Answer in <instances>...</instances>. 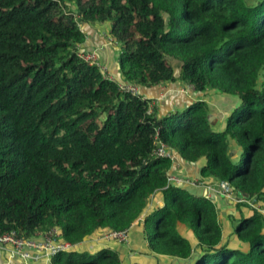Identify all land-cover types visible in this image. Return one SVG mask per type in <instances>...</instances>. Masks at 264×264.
Masks as SVG:
<instances>
[{"label":"trees","instance_id":"16d2710c","mask_svg":"<svg viewBox=\"0 0 264 264\" xmlns=\"http://www.w3.org/2000/svg\"><path fill=\"white\" fill-rule=\"evenodd\" d=\"M246 1L0 0V234L56 228L76 245L143 219L157 262L264 264V215L234 203L228 234L212 200L169 184L173 160L154 154L159 141L199 165V186L228 182L264 209V0ZM107 23L124 83L235 97L224 127L213 129L204 100L149 113L152 100L79 58L81 26ZM171 59L183 63L178 79ZM157 195L162 207L147 212ZM50 264L123 261L105 247Z\"/></svg>","mask_w":264,"mask_h":264},{"label":"crops","instance_id":"0c3cea01","mask_svg":"<svg viewBox=\"0 0 264 264\" xmlns=\"http://www.w3.org/2000/svg\"><path fill=\"white\" fill-rule=\"evenodd\" d=\"M82 31L86 34V40L83 44V49L80 48L79 51H95L98 57V62L100 66L105 69L104 75L109 76L114 82L121 84L124 83L121 74L119 73L118 68V56L120 50L118 51L117 43L111 38L107 40V30L103 24H83L81 26ZM113 49V51L110 50ZM139 93L143 96L144 99L154 100L155 102V114L158 117H163L170 113L181 111L184 108L188 107L190 103L195 101L204 100L209 107V118L210 124H212L214 130H221L224 127L225 119L228 113L238 105L237 98H232L221 95L217 92H211L207 95L205 94H196L188 86L180 82L162 84L157 87L151 88H140ZM218 95V97L216 96ZM225 96L226 98H224ZM227 99V100H225ZM230 102H229V100ZM225 101L229 102V106L226 105ZM172 154V169L169 172L172 176L183 177V178H192L198 180L199 165H192L185 163L177 154L171 152ZM215 186V185H213ZM188 190L199 196H204L212 200L215 204L219 217L223 222L226 232L229 234L228 230L230 227L229 221L226 222V219L229 216L236 217L237 212H235L234 205L228 199L216 196L209 192V187H188ZM163 202L161 196L157 195L153 201H151L148 206L147 212L153 206L162 207ZM142 220L140 219L130 227V238L129 241L125 244H119L114 241H107L102 238L104 231H98L91 237L80 242L73 246L71 251L77 252H94L100 248L109 247L116 250L123 261V264L128 262L138 261L143 264H167L168 261L160 259L159 262L155 261L152 256H149L147 246L143 240V231H142ZM183 233L184 230L181 229ZM227 234V235H228ZM0 264H26L18 259H13L10 257L8 252L0 250ZM29 264V263H28ZM34 264V263H33ZM38 264H50V262L42 261Z\"/></svg>","mask_w":264,"mask_h":264},{"label":"built area","instance_id":"2783aa9c","mask_svg":"<svg viewBox=\"0 0 264 264\" xmlns=\"http://www.w3.org/2000/svg\"><path fill=\"white\" fill-rule=\"evenodd\" d=\"M78 53L79 58H81L89 65L96 66L104 77L111 79L108 75H104L105 69L100 66L95 51H80ZM117 85L118 90H120L121 92L129 93L135 96H138L140 94L139 87L135 85L128 83H117ZM190 89L192 90V88ZM149 105V113H151L152 108L155 106L154 100H152ZM154 146L156 147V149L154 150V154L156 156L172 158L171 153L167 150L165 145L161 144L159 141H155ZM167 180L169 184L178 186H186L185 184H190L196 187L199 186L196 180H194V182H189L186 178L183 177L170 175L168 176ZM209 192L216 196L228 199L232 203H247L250 207L258 210L264 215V209L252 204L250 200H246V197H238L237 193L234 192L233 188L228 182H220L215 186L209 187ZM102 238L107 241H114L119 244H125L129 241L130 231L129 229L124 231H109L105 232L102 235ZM73 246L74 245L61 240L60 232L56 228L49 229L45 232L36 233L28 239L21 238L15 232L0 234V250L8 252L10 257H12L13 259H18L26 264H38L42 261L50 262L51 258L55 254L61 252H69L73 249Z\"/></svg>","mask_w":264,"mask_h":264},{"label":"water","instance_id":"95a60500","mask_svg":"<svg viewBox=\"0 0 264 264\" xmlns=\"http://www.w3.org/2000/svg\"><path fill=\"white\" fill-rule=\"evenodd\" d=\"M170 65L173 69V77L178 79L180 77V74H181V69H182L183 63L179 60L171 59ZM208 120L210 122V118ZM237 195H238V197H243L240 193H237Z\"/></svg>","mask_w":264,"mask_h":264},{"label":"rangeland","instance_id":"374dc122","mask_svg":"<svg viewBox=\"0 0 264 264\" xmlns=\"http://www.w3.org/2000/svg\"><path fill=\"white\" fill-rule=\"evenodd\" d=\"M246 1V0H245ZM246 2H248V3H251V2H253V0H247ZM103 25H105V27H106V29L105 30H107V35H109V28H110V26L108 25V23L107 24H103ZM107 40H111V38H110V36L109 37H107ZM115 43H117V42H115ZM117 48H118V51L120 50V48H121V45L120 44H118L117 43ZM110 50L111 51H113V49L112 48H110ZM217 97H218V95H216ZM224 98H226L225 96H223ZM228 97H231V96H228ZM232 98V97H231ZM234 98V97H233ZM225 100H227V99H225ZM229 100V99H228ZM229 102H230V100H229ZM229 102H227V101H225V103H226V105H228L229 106ZM240 103V102H239ZM230 107V106H229ZM232 204H234V203H232Z\"/></svg>","mask_w":264,"mask_h":264}]
</instances>
